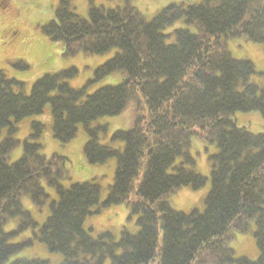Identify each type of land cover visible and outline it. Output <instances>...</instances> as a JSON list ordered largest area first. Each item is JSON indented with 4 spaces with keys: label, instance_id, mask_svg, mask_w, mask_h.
I'll list each match as a JSON object with an SVG mask.
<instances>
[{
    "label": "trees",
    "instance_id": "obj_1",
    "mask_svg": "<svg viewBox=\"0 0 264 264\" xmlns=\"http://www.w3.org/2000/svg\"><path fill=\"white\" fill-rule=\"evenodd\" d=\"M107 1L110 6L87 0L82 16L71 0H59L40 30L61 43L64 57L113 49L93 80L119 72L121 82L88 94L91 79L73 88L64 80L70 72L63 71L43 75L26 94L22 82L0 70V129L6 127L0 140V264H50L39 256L13 258L34 241L61 255L56 264H264V133L250 132L234 118L250 111L264 117V70L228 47L237 40L264 52V0L180 2L151 17L143 10L150 11L148 5L142 6L148 0ZM46 105L56 140L70 142L81 126L89 164L115 158L113 182L102 201L97 181L63 184L66 158L47 157L35 142L42 122L31 123L34 132L10 161L20 142L15 124L41 114ZM130 105L131 125L110 134L122 148L101 144L107 126L92 122L120 115ZM201 142L204 151L213 148L207 156L210 188L201 209L177 210L170 199L182 186L198 189L206 182L193 168ZM48 199L38 226L23 202L40 208ZM121 203L127 219H134V231L123 226L118 237L109 231L92 236L84 228L87 216ZM10 222L15 226L7 232ZM27 230L30 236L11 241ZM248 233L255 254L235 255L232 241Z\"/></svg>",
    "mask_w": 264,
    "mask_h": 264
},
{
    "label": "rangeland",
    "instance_id": "obj_2",
    "mask_svg": "<svg viewBox=\"0 0 264 264\" xmlns=\"http://www.w3.org/2000/svg\"><path fill=\"white\" fill-rule=\"evenodd\" d=\"M94 1L97 4L104 2L106 6L111 5L107 0ZM188 1L198 0H148V2L143 1L142 6L148 5L150 11L143 10L147 16L151 17L167 5ZM58 2L59 0H0V70H3L7 77L22 82V91L26 94L30 92L32 84L43 75L57 74L63 71L70 72L69 75L64 77V80L73 88H81L91 79L92 82L86 86V93L88 94L102 86L115 85L121 82L122 74L119 72L93 80L94 70L113 55V49L102 54L77 53L73 56L64 57L62 56L61 43L49 39L41 32L40 25L52 18ZM71 3L76 12L86 16L87 0H71ZM180 24L181 22L176 23V25ZM228 47L236 57L250 59L257 71L264 70V52L257 44L235 40L229 41ZM14 90L19 89L15 86ZM133 118V106L130 105L120 115L101 117L92 122V125L102 124L107 126V133L99 135V142L115 148H122V143L110 141V134L117 129L129 127L133 122ZM234 118L239 126L245 127L250 132L264 133V117L258 111L236 112ZM33 121L45 124L39 137L35 139V142L42 145V152L47 157L58 154L66 158L65 168L67 169L68 178L64 180L63 184L69 186L73 182L97 181L100 185V201H102L106 197L109 185L113 182L116 166L115 158L108 159L104 164H89L83 154V145L87 140V136L81 126H78L76 136L70 142L60 143L56 140L52 136L50 127L49 105H46L41 114L25 117L15 124L17 126L15 137L20 142L12 151L10 161H14L20 156L23 139L34 132L31 129ZM5 135L6 127H2L0 129V140ZM197 146L198 154L193 156L195 159L193 168L206 177V182L198 189L182 186L170 199L172 206L177 210L201 209L203 200L210 188L207 156L213 152V148L210 147L206 152L203 149L205 147L203 143ZM191 152L193 154L196 150L192 149ZM45 190L49 194V199L54 197L55 194L52 189L45 187ZM49 199L40 208L31 204L28 200L23 202L24 207L31 212L38 226L47 215ZM127 217L128 208L125 204H112L100 208L97 213L94 212L92 215L87 216L84 219L83 226L86 229H92L90 231L92 236H96L103 231H109L115 237H118L123 226L132 231L136 229L134 219L128 220ZM14 226L15 223L10 222L6 224L4 230L8 232ZM30 234V230H27L13 237L11 241L19 242L30 236ZM231 246L235 250V255L253 256L256 251L251 233L239 235L235 241H232ZM21 256H39L48 259L50 264H56L62 258L58 253L48 251L46 246L38 241H34L31 246L24 248L18 256L13 258Z\"/></svg>",
    "mask_w": 264,
    "mask_h": 264
}]
</instances>
